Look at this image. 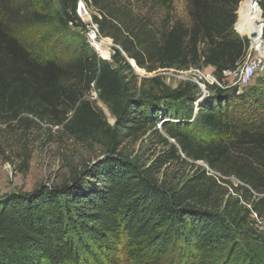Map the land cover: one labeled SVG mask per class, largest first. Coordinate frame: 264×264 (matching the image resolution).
Instances as JSON below:
<instances>
[{
	"label": "trees",
	"instance_id": "trees-1",
	"mask_svg": "<svg viewBox=\"0 0 264 264\" xmlns=\"http://www.w3.org/2000/svg\"><path fill=\"white\" fill-rule=\"evenodd\" d=\"M242 1L186 0V25L172 18L173 0H156L161 19L123 0H85L96 9L99 36L115 45L107 60L65 31L85 26L80 0H58L56 13L45 0H0V124L44 122L73 138L106 133L115 142L109 157L69 184L0 198V264H264V245L244 250L235 236L253 212L264 216V77L242 93L212 87L190 122L197 85L136 98L129 62L147 72L212 67L222 80L250 47L235 30ZM257 2L264 18V0ZM53 26L57 34L46 36ZM40 32L49 48L37 52L29 39ZM92 90L116 117L114 126L93 108ZM161 121L163 161L184 156L208 166L178 190L119 151L126 138ZM224 185L252 201L245 217L230 208Z\"/></svg>",
	"mask_w": 264,
	"mask_h": 264
},
{
	"label": "rangeland",
	"instance_id": "rangeland-1",
	"mask_svg": "<svg viewBox=\"0 0 264 264\" xmlns=\"http://www.w3.org/2000/svg\"><path fill=\"white\" fill-rule=\"evenodd\" d=\"M130 6L137 10H141L143 13L152 11L157 13V18L161 19L162 11L156 6V0H123ZM243 0L237 9V22L235 30L242 37L250 38V47L248 50L247 58L256 57L260 58L264 63V58L261 57L262 52L260 49L254 46L251 36L248 34H242L239 30V14L240 6L242 4L245 8V2ZM85 4V0H80ZM46 5H50L54 13L60 10L58 0H45ZM38 8V5L36 6ZM172 18L184 22L186 25L190 23L189 9L186 0H173ZM91 16L96 15V9L88 6ZM2 15H0L1 17ZM79 16V14H78ZM80 17V16H79ZM3 21L7 19L4 16L1 18ZM81 19V18H80ZM241 20L248 22L246 13H243ZM81 21L85 25L83 28H77L68 26L65 31L70 38L80 37V40L84 43H90L88 31L89 27L87 22ZM54 26H58L57 23ZM53 26L46 29V36H52L55 34ZM264 30V29H263ZM251 33V30L249 31ZM32 35V34H31ZM34 38H30L31 46L37 52H41L47 47L48 44L40 42V35L43 33L35 34ZM73 36V37H72ZM48 37V39H49ZM110 41V54L105 59L111 60L114 54L115 45L111 38H103L98 36L97 39ZM93 43V42H92ZM94 49V48H93ZM99 57L100 54L96 51ZM246 58V59H247ZM190 68V67H189ZM141 69V68H140ZM175 69V70H172ZM195 73L180 74L176 67L168 69H158L154 72H147L145 69L138 71L136 67H133L135 74L137 75L136 81V98L142 97L150 93L161 97L164 91H172L178 87L184 86V84L197 85L195 79L202 78V81L206 82L205 77L212 73L218 80L220 79L214 73L212 67L206 68H194ZM187 74H190L189 77ZM183 76L184 78H180ZM264 77V70H259L257 76L253 80L252 84L257 83L258 79ZM220 81V80H219ZM234 79L226 80V83L232 84ZM207 84V82H206ZM208 93L210 94L216 87V85H209ZM236 87L238 93L246 91L247 87ZM199 88V86H198ZM230 89V88H228ZM88 99L95 111L106 121L110 126H114L116 123V117L112 114L109 106L98 98V92L92 90ZM203 93L200 91L198 99L189 106L192 108L191 119H194L199 109V102L203 100ZM73 113H70V116ZM174 121L173 118H169ZM165 119V120H169ZM164 121V120H163ZM161 121L155 128L150 129L145 133H140L135 137L126 138L119 146V151L125 157L137 162L139 165L151 166L155 171V177L162 183L169 185L170 187L178 190L180 189L188 179L192 178L197 167L201 166L207 168V164L202 161H193L191 159L183 158L184 161L169 160L163 161L161 156H164L168 151V146L162 141L161 137H166V133L162 128ZM193 120H190L192 122ZM156 129V130H155ZM169 142L175 144V141L169 138ZM115 145L114 139L108 136L106 133H98L97 135L91 134L89 139L83 140L76 137H71L67 134L62 127L52 126L48 123H41L36 125H24L17 121L12 124H0V198H3L9 194H21L33 192L41 186H60L63 184H69L81 172L94 165L99 160L105 158L107 155H111V150ZM25 162L28 163L25 168ZM214 174V173H213ZM234 187L240 185V182L234 177L230 178ZM225 186V185H224ZM228 187V185H226ZM224 187L226 193L225 200L230 199V208L235 211H240V217H245L244 207L250 208L252 201L245 202L241 196V192H233L231 189ZM221 194V192H220ZM257 196V194H255ZM244 223L243 230L236 233V243L240 245L244 250H248L250 247L256 245H264V216L262 219L256 220L252 216H248ZM254 232V233H253ZM232 246L230 243L229 247Z\"/></svg>",
	"mask_w": 264,
	"mask_h": 264
},
{
	"label": "built area",
	"instance_id": "built-area-1",
	"mask_svg": "<svg viewBox=\"0 0 264 264\" xmlns=\"http://www.w3.org/2000/svg\"><path fill=\"white\" fill-rule=\"evenodd\" d=\"M77 13L84 22H87V25L89 27L88 35H89L90 43L92 44V42L99 36V31H98V26L93 22L92 16L89 10L87 9L86 3L85 4L82 2L79 3ZM164 69H168V68H164ZM260 69L264 70V63L262 62V60L260 58L250 57L247 58L243 63V65L239 66L237 69L224 70L222 80L219 79L220 80L219 81L215 76L212 75V73H209V75L205 77V80L207 84L216 85L217 87L222 89L232 88L235 85H238L239 87H247L253 82L254 78L257 76L258 71ZM177 71L180 74H185L187 72L195 73L196 71L199 70L190 67L186 69H180ZM187 75L189 76L190 74ZM180 78H184V77L180 76ZM229 79H234L232 84L226 83V80ZM194 81L198 84L200 91L203 93V96L208 93L207 84L206 82L202 81V78L195 79ZM253 217L256 220L262 219L255 212L252 213V218Z\"/></svg>",
	"mask_w": 264,
	"mask_h": 264
},
{
	"label": "bare ground",
	"instance_id": "bare-ground-1",
	"mask_svg": "<svg viewBox=\"0 0 264 264\" xmlns=\"http://www.w3.org/2000/svg\"><path fill=\"white\" fill-rule=\"evenodd\" d=\"M243 13H246L248 22H244L241 20V16ZM239 14V30L242 34H249L253 40L254 46L261 50L262 54L261 57L264 58V18L262 17V11L259 8L256 0H247L245 2V8H243L242 4L240 6V10L238 11ZM251 30V33L249 31ZM255 34L254 37L252 35ZM98 38V37H97ZM95 39L92 43V46L95 51H97L100 56L106 58L109 57L110 50V41ZM133 62V61H132ZM138 71H142L136 67Z\"/></svg>",
	"mask_w": 264,
	"mask_h": 264
},
{
	"label": "water",
	"instance_id": "water-1",
	"mask_svg": "<svg viewBox=\"0 0 264 264\" xmlns=\"http://www.w3.org/2000/svg\"><path fill=\"white\" fill-rule=\"evenodd\" d=\"M256 2H257V0H256ZM257 4H258V2H257ZM259 5V4H258ZM264 24V23H263ZM263 35H264V30H263ZM255 36V34H253L252 35V37H254ZM250 39V38H249ZM105 59V58H104ZM133 61V62H132ZM129 62H130V64L132 65V67H137L138 69H140L138 66H137V64H136V62L134 61V60H129ZM141 70V69H140ZM107 157H109V155H107L105 158H107ZM105 158H103V159H105ZM103 159H101V160H103Z\"/></svg>",
	"mask_w": 264,
	"mask_h": 264
}]
</instances>
